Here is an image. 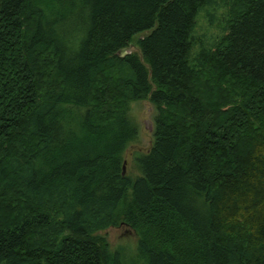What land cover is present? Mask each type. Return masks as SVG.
I'll return each instance as SVG.
<instances>
[{
  "label": "trees",
  "instance_id": "1",
  "mask_svg": "<svg viewBox=\"0 0 264 264\" xmlns=\"http://www.w3.org/2000/svg\"><path fill=\"white\" fill-rule=\"evenodd\" d=\"M0 264H264V0H0Z\"/></svg>",
  "mask_w": 264,
  "mask_h": 264
},
{
  "label": "rangeland",
  "instance_id": "2",
  "mask_svg": "<svg viewBox=\"0 0 264 264\" xmlns=\"http://www.w3.org/2000/svg\"><path fill=\"white\" fill-rule=\"evenodd\" d=\"M207 8L205 7L197 13L192 36L197 39L201 38L205 42H213L224 32L226 9L221 6L212 10L214 17L210 20V16L207 14L208 10H205ZM143 34L138 33L134 38ZM129 52L139 54L138 47L134 42L129 46ZM156 113V107L147 99L129 102L127 116L136 127L137 133L135 138L128 142L122 158L126 162V174L131 178L140 175L136 157L147 152L153 142ZM99 234L105 237L112 249L130 250L136 241L134 231L126 225L108 227L99 231Z\"/></svg>",
  "mask_w": 264,
  "mask_h": 264
},
{
  "label": "water",
  "instance_id": "3",
  "mask_svg": "<svg viewBox=\"0 0 264 264\" xmlns=\"http://www.w3.org/2000/svg\"><path fill=\"white\" fill-rule=\"evenodd\" d=\"M128 52H129V47L124 48V49H121V50L119 51V54H120V55H125V54L128 53ZM125 173H126V162L123 161V163H122V175H125Z\"/></svg>",
  "mask_w": 264,
  "mask_h": 264
}]
</instances>
